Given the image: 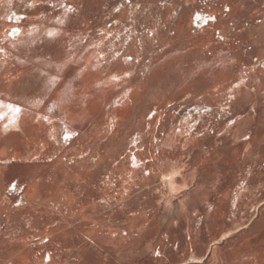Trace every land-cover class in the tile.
<instances>
[{"label": "rangeland", "instance_id": "1", "mask_svg": "<svg viewBox=\"0 0 264 264\" xmlns=\"http://www.w3.org/2000/svg\"><path fill=\"white\" fill-rule=\"evenodd\" d=\"M0 63L67 142L0 159V264H210L258 214L264 264V0H0Z\"/></svg>", "mask_w": 264, "mask_h": 264}, {"label": "crops", "instance_id": "2", "mask_svg": "<svg viewBox=\"0 0 264 264\" xmlns=\"http://www.w3.org/2000/svg\"><path fill=\"white\" fill-rule=\"evenodd\" d=\"M24 26L25 27L18 30V36L20 37L27 36L32 31L30 26ZM1 64L2 63H0V67L6 72L5 68L7 66L5 67L4 64ZM2 73L3 75L0 73V97L9 92L7 83L9 84L12 78L7 73ZM28 74H32L31 76L35 77L32 82L39 85L41 84L43 76L50 77V80L54 79V74L51 70L42 66L39 67L38 65L30 66L28 69L26 68L21 81L26 80ZM51 89L52 88L49 90L51 91ZM23 105L24 106L17 108L18 111L15 113L18 115V119H16L17 123L12 124L11 121H8V123L0 124V159H41L44 150L48 149V147L56 150L57 152L55 154H59V143L67 142L60 138V120L58 116L52 112V109L51 112H49L45 107L40 104L38 105L37 99L33 103H24ZM163 144H166L164 140ZM159 150L160 149L156 152L157 156L165 157L169 152L167 148L165 149V146H163L162 151ZM260 217L261 216L258 214L247 226L243 225L241 228L228 231L221 237L220 243L213 244L208 249V256L213 257L215 262L210 264H221L219 263L220 261L223 262L222 264H247L244 258L250 255L251 247H248L247 252H245L244 248H237V245L240 243V239L244 242L246 237L250 235L253 228L252 224H255V221ZM246 244H248V242H246L245 245ZM262 248V246L257 248L258 253L254 254V256L263 254L259 253V251H263ZM224 255L226 256V260L225 258L221 259ZM224 261H226V263ZM186 264L205 263H203L202 260H196Z\"/></svg>", "mask_w": 264, "mask_h": 264}, {"label": "snow or ice", "instance_id": "3", "mask_svg": "<svg viewBox=\"0 0 264 264\" xmlns=\"http://www.w3.org/2000/svg\"><path fill=\"white\" fill-rule=\"evenodd\" d=\"M18 111V110H17ZM69 137L67 135H65V139H68ZM157 255H159V253H157Z\"/></svg>", "mask_w": 264, "mask_h": 264}, {"label": "bare ground", "instance_id": "4", "mask_svg": "<svg viewBox=\"0 0 264 264\" xmlns=\"http://www.w3.org/2000/svg\"><path fill=\"white\" fill-rule=\"evenodd\" d=\"M10 95H11V91H10ZM9 96V95H8ZM9 98H10V96H9ZM172 182V181H171Z\"/></svg>", "mask_w": 264, "mask_h": 264}]
</instances>
